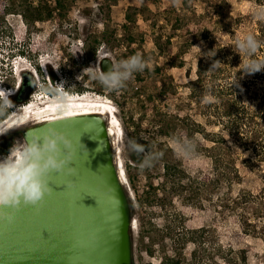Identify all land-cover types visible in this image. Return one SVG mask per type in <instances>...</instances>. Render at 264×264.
Returning <instances> with one entry per match:
<instances>
[{
    "label": "rangeland",
    "instance_id": "374dc122",
    "mask_svg": "<svg viewBox=\"0 0 264 264\" xmlns=\"http://www.w3.org/2000/svg\"><path fill=\"white\" fill-rule=\"evenodd\" d=\"M20 1L0 0V96H8V90L16 89L19 81L21 85L24 76H29V73L36 84V89L30 94L31 102L38 101L45 87L62 89L64 95L66 87L71 90L83 87L89 96L102 97L116 107L123 128V135H120L117 145L124 166L125 159L130 157L129 141L143 146L144 139L150 143L160 139L159 141L170 145L173 151L171 159L179 169H185L188 174V177L182 178L183 181L179 180V184L176 180L175 184L172 183L170 178L164 175L163 161L158 158L151 167L141 169L136 166L129 170L128 176L132 177L142 197L150 189V183L159 191L157 198H153L154 203L140 206L136 200L134 186L129 182L136 221L135 264H162L163 257L175 253V232L165 229L168 224H173L177 231L184 228H206L203 234L207 248L204 264L223 262L222 257L227 252L220 250V244L233 251L228 256L245 255L246 264H264V208L258 213L255 212L258 201H254L248 208L234 204V200L242 191L264 197V163L254 162L253 166L245 162L246 158L254 156L252 151L234 146L238 170L236 175L239 177L231 180V184L227 182L218 187L213 183L218 174L213 169L211 157L198 152L196 148L192 154L180 152L176 140L183 128L176 130L170 137L160 136L158 133L162 116L167 117L169 121L176 115L181 119L190 112L194 119L205 124L206 120L197 114L196 102L191 104L190 81L196 78L199 65L208 63L211 59L204 54L205 41H198L186 49L184 42L191 35H186L185 27L182 26L187 22L201 20L203 15H217L214 5L220 0H62L65 6L61 16L57 10L52 17L44 21L29 23L21 15ZM35 1V6L40 4L41 7L47 5L53 8L56 5V0ZM227 1L234 18L245 16L242 23L235 25V29L243 37L248 33L253 34L255 22L258 18H264V6L259 5L257 0ZM11 6L15 10L6 13L5 8ZM166 8L172 12L165 14ZM128 14L134 22L127 18ZM179 17L182 26L174 30L172 24ZM125 25L129 26L127 30L124 29ZM106 29H109V33L115 31V37L110 44L103 43L95 51L90 42L92 36ZM214 31L215 37L223 44L233 39V34L227 29L215 28ZM171 35L173 38L169 44L167 39ZM130 36L135 40L133 43L128 41ZM85 39H88L89 46L84 43ZM235 46L233 57L228 58L229 64L220 67L225 77L236 79L237 83L244 82V86L240 87L242 97L248 103L258 105L264 100V70L246 73L243 69L254 59L264 61V52H258V57L250 56L243 51L238 52V42ZM104 54L114 65L120 60L140 54L147 62L148 70L135 73L125 83V89L110 91L89 74L91 71H103L101 60ZM203 56L206 58L200 62ZM43 63L48 65L49 80L42 72ZM179 63L184 64L178 66ZM90 66L95 67L90 69ZM25 67L29 70L22 72ZM45 68L47 66H44ZM156 68L160 70H155ZM15 95L8 96L14 106L10 117L0 122V132H7L0 135V157L9 153L4 150L6 138L13 135L15 141H23V129L32 124L9 128L8 120L13 116H21V106L24 104L15 102ZM2 112L4 111H0ZM176 119L177 117L174 122ZM206 127L209 131L219 130L213 124H207ZM202 139L203 137L197 134L192 140L197 147ZM208 145L212 143L208 142ZM205 176L212 179L207 180L212 184L200 194L186 188L182 190L180 187L182 184L189 187L190 178ZM248 219L256 224V228L248 230L245 223ZM149 220L157 226V231L150 233L146 229ZM150 236L154 240L153 254H149L142 242L143 239L144 243L148 244V241H151ZM194 248L195 245L189 242L185 250L187 258L191 257Z\"/></svg>",
    "mask_w": 264,
    "mask_h": 264
},
{
    "label": "trees",
    "instance_id": "16d2710c",
    "mask_svg": "<svg viewBox=\"0 0 264 264\" xmlns=\"http://www.w3.org/2000/svg\"><path fill=\"white\" fill-rule=\"evenodd\" d=\"M185 1L187 2V0ZM35 2V0L20 1L21 15L28 23L44 21L52 17L57 10L61 16L65 6L62 0H56V5L53 8L47 5H45V7H41L40 4L35 6ZM257 3L264 6V0H257ZM214 7L216 8L217 15H203L201 20L192 21V23L187 22L183 26L182 23H180L182 20L179 17L176 22L172 24L174 30H178L182 26L185 27V34L191 35V37H187L186 41L184 42L186 49H189L198 41L206 42V47L203 51L205 55L210 56L211 61L208 63H201L196 71V78L190 81L191 104L196 102L198 109L197 114L206 120L205 124L194 119L193 114L190 112H188L187 115L181 119L179 115H176L174 117H177L175 122L174 118L172 120L169 119L168 121L167 117H163L161 115L162 119L161 122H159L160 129L158 130V133L160 136L170 137L176 133V130L183 128V131L179 137L194 139L197 134H200L203 139L197 144L196 150L212 158L213 169L218 174V178L213 180V183L219 187L226 184L227 182L231 184V180L239 177L236 175L238 170L236 167V158L234 156V146H241L246 150L252 151L254 156L246 158L245 162L253 166L254 162L264 163V100H262V102H260L258 105L248 103L244 100L242 94L240 93V87L244 86L245 83H237L236 79L230 80L229 77H225L224 71L220 66H226L229 64L230 61L228 58L233 57L232 55H234L236 50L235 43H237L239 39L243 38L237 29H235V25L242 23L243 20H245V16L240 15L239 17L234 18L229 10L230 7L227 0H220L219 3L214 5ZM13 8V6L6 7V13H11V10H15ZM170 12H172L171 9H164L165 14ZM127 18L134 22L130 14L127 15ZM255 25L256 28L254 29L253 35L258 41V47L253 55L258 57V52H264V18H258V20L255 22ZM128 28V25L124 26V29L127 30ZM215 28L221 30L227 29L229 33L233 34V39L227 44L221 43L214 35ZM115 34V31L112 30V33H109V29H106L100 34L94 33L90 42L94 45L96 51L103 43L110 44L112 39L115 37ZM172 38V35L168 37L167 40L169 44H171ZM128 41L133 43L135 40L130 36ZM84 43L89 46L88 39H85ZM132 53L136 54V52ZM203 58L206 57L203 56L200 59V62L203 60ZM183 64L184 63H179L178 66H183ZM46 66L48 69L47 63ZM145 70H148V67ZM155 70L159 71L160 69L156 68ZM29 76V78H33L31 73H29ZM228 78L230 81L227 80ZM125 87L126 86L124 85L122 89H125ZM23 88L24 80L21 83L18 91L15 93V102H27L21 101L20 99V93ZM66 90L71 93L79 94L85 93L86 91V89L83 87L76 88L74 90L67 89L66 87ZM45 91L53 95L49 87H45ZM149 99H151L150 96ZM11 112L12 109L8 108L4 112L0 113V122L9 118ZM207 124H213V126L218 127L219 130L209 131V129L206 127ZM128 128H130V125H128ZM159 140L160 139H157V141L150 143L148 140L146 141L144 139L143 147L145 151L143 153L136 151L130 152V157L125 159V169L127 176L129 170L132 167L139 166L147 154L161 153L162 155H160L158 159L163 161V169L165 171L164 175L167 178L169 177L172 183H174L176 180V182L179 184V180L183 181L182 178L188 177V174L185 169H179L178 165H176L171 159L173 158V151L170 145L165 141ZM14 141L15 137L13 135L6 138L4 141V150L6 153L9 152ZM208 142H211L212 145H208ZM128 180L130 184L134 186L133 189L138 205L143 206L145 203H154L153 198H157L159 191H157V188L154 187L153 183H150V189H148L144 197H142L130 175L128 176ZM207 180L212 181L209 176H205L204 178H190L189 187H186L183 184L180 187L182 190L186 188L191 190L193 193L200 194V192L202 193L204 190H206L208 185L210 186L212 184L207 182ZM262 197L263 196L261 195H253L249 191H242L240 196L234 200V204L236 203V205L242 206L245 205L248 208L250 204H254V201H258V205L256 206L255 210V212L258 213L260 209L264 208V197ZM245 223L249 228L248 230H251V228H256V224L250 219H248ZM146 229H148L150 233L158 230L157 226L150 220L146 223ZM165 229H171L173 232H175L173 247L175 253L173 255H167L166 257H163L161 261L162 264H204V261L206 260L204 255L207 248L205 247V238L203 234L205 233L206 228L203 227L192 230L184 228L177 231L173 224H168ZM150 239L151 241H148V244H145L143 239L142 242L147 248L149 254H153L152 244L154 240H152L151 236ZM189 242H192L195 245V248L192 251L191 257L187 258L185 255V250ZM220 250L227 252V254H224L225 256L222 257L223 262L217 264L247 263L245 255L238 257L233 255L228 256V254L232 253L233 251L231 249H225V247H223L221 244Z\"/></svg>",
    "mask_w": 264,
    "mask_h": 264
},
{
    "label": "water",
    "instance_id": "95a60500",
    "mask_svg": "<svg viewBox=\"0 0 264 264\" xmlns=\"http://www.w3.org/2000/svg\"><path fill=\"white\" fill-rule=\"evenodd\" d=\"M110 65V58L101 60L103 71ZM35 89L26 87L21 101ZM49 126L73 139L76 173H53V191L38 206L22 205L12 224L0 221V264H135L133 195L120 177L107 117L32 123L23 138Z\"/></svg>",
    "mask_w": 264,
    "mask_h": 264
},
{
    "label": "clouds",
    "instance_id": "9594fccd",
    "mask_svg": "<svg viewBox=\"0 0 264 264\" xmlns=\"http://www.w3.org/2000/svg\"><path fill=\"white\" fill-rule=\"evenodd\" d=\"M257 47L258 41L251 33L245 34L242 39L238 40V52L243 51L251 56L255 53ZM94 67L90 66L88 68L93 69ZM147 67V62L140 54H137L120 60L115 65H110L107 71L101 70L99 73L91 71L89 74L106 89L115 91L122 88L135 73L143 72ZM41 69L45 78H50L49 71L47 68L44 69L43 64H41ZM261 70H264V61L255 60L250 61L243 69L246 73H255ZM19 85L20 81L16 89H9L8 96L11 92L15 94L20 87ZM51 91L53 95L44 91L40 97L54 96L61 101L59 107L63 108L66 105L67 97L62 93V89H51ZM70 93L68 90L65 92L67 96ZM87 93H82L81 96ZM8 96L6 94L0 96V111L14 108ZM72 96H79V93H71L70 97ZM31 103V100H28L21 106V109ZM113 109L117 112L114 105ZM5 133L7 132H0V135ZM176 143L180 152L186 155L195 151L196 144L192 139L178 137ZM128 148L130 151L141 153L145 151L144 147L135 141H129ZM160 155L162 154H147L139 167L141 169L151 167ZM75 156L76 149L73 139L52 126L41 130L28 131L23 141H15L9 153L4 157H0V221L12 224L15 221L16 211L22 205L38 206L45 196L50 195L53 191L49 185L53 173L66 172L69 175H74L76 169L71 165ZM65 186L71 188L72 182L67 183ZM8 209H11V211Z\"/></svg>",
    "mask_w": 264,
    "mask_h": 264
},
{
    "label": "bare ground",
    "instance_id": "6f19581e",
    "mask_svg": "<svg viewBox=\"0 0 264 264\" xmlns=\"http://www.w3.org/2000/svg\"><path fill=\"white\" fill-rule=\"evenodd\" d=\"M105 57H107L106 54L103 55V58ZM44 66L46 67L45 64ZM22 70V72H24L25 70L27 71L29 69L25 67ZM13 94L14 92H11L9 96H13ZM65 96L67 97V102L63 108L59 107L61 101L57 100L54 96L48 98L38 97L37 102H32L27 107L21 109V116H13L8 120L7 123H10L9 128H11L12 126H22L29 123L39 122L43 123L64 117H71L84 114L104 115L108 119L109 133L113 140L114 150L116 154V162L119 167L120 177L122 178L123 183L128 184L129 180L124 168L125 166L123 164L122 156L120 155V149L117 145V141L121 137L120 135H123V128L121 127L122 125H120V120L118 118L117 112L113 109V104L108 100L102 99V97L94 98L89 96L88 94H85L83 96L79 94V96L70 97V93L68 95L69 97L66 94ZM130 191L132 192L131 188ZM135 227L136 221L134 222V229Z\"/></svg>",
    "mask_w": 264,
    "mask_h": 264
},
{
    "label": "flooded vegetation",
    "instance_id": "af4514ba",
    "mask_svg": "<svg viewBox=\"0 0 264 264\" xmlns=\"http://www.w3.org/2000/svg\"><path fill=\"white\" fill-rule=\"evenodd\" d=\"M35 84V81H34V78H28L27 81L24 83V88L23 90L26 88V87H29V86H32ZM22 90V91H23ZM21 91V92H22Z\"/></svg>",
    "mask_w": 264,
    "mask_h": 264
}]
</instances>
